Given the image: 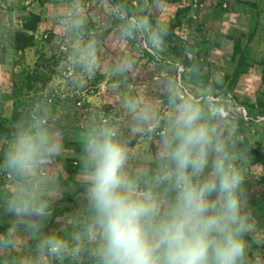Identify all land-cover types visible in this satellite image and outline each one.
<instances>
[{
    "label": "rangeland",
    "instance_id": "obj_1",
    "mask_svg": "<svg viewBox=\"0 0 264 264\" xmlns=\"http://www.w3.org/2000/svg\"><path fill=\"white\" fill-rule=\"evenodd\" d=\"M77 5L87 17L79 34L61 27ZM134 16L147 27L123 38L120 25ZM160 28L166 32L152 41ZM89 39L97 41L91 72L75 56ZM170 81L181 86L179 99L212 84L225 101L224 119L249 156L246 204L264 227V0H0V145L34 101L49 108L64 145L56 165L64 170V194L54 197L44 231L61 230L69 215L79 214L84 125H113L128 143L130 164L150 160L174 111L165 91ZM130 101L154 105L158 126L137 129ZM9 188L10 177H0V203ZM10 223L0 208V234ZM33 246L21 226L16 246L0 250V264H26ZM250 248L253 264H264V246ZM40 264L58 262L45 257Z\"/></svg>",
    "mask_w": 264,
    "mask_h": 264
},
{
    "label": "clouds",
    "instance_id": "obj_2",
    "mask_svg": "<svg viewBox=\"0 0 264 264\" xmlns=\"http://www.w3.org/2000/svg\"><path fill=\"white\" fill-rule=\"evenodd\" d=\"M86 20L77 5L62 17L61 27L79 34ZM146 27L134 16L120 30L127 38ZM165 32L154 30L150 39L159 41ZM75 56L91 72L97 41L78 46ZM179 87L175 81L165 85L174 111L148 161L130 164L128 143L113 125H84L76 174L83 200L79 214L55 231H44L43 222L54 197L64 194V170L56 166L64 145L49 108L30 103L0 145V177H10L0 208L11 220L0 234V250L16 246L23 226L34 240L26 264L45 257L58 264H253L250 243L264 246V227L246 204L247 148L225 121V101L212 84L183 99ZM128 106L137 129L158 126L154 105Z\"/></svg>",
    "mask_w": 264,
    "mask_h": 264
}]
</instances>
